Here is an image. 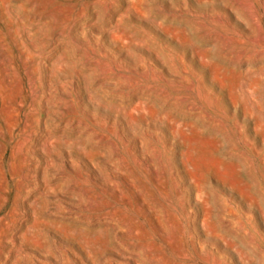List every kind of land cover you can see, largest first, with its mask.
Instances as JSON below:
<instances>
[{
    "label": "rangeland",
    "instance_id": "obj_1",
    "mask_svg": "<svg viewBox=\"0 0 264 264\" xmlns=\"http://www.w3.org/2000/svg\"><path fill=\"white\" fill-rule=\"evenodd\" d=\"M194 226L264 264V0H0V264H209Z\"/></svg>",
    "mask_w": 264,
    "mask_h": 264
},
{
    "label": "bare ground",
    "instance_id": "obj_2",
    "mask_svg": "<svg viewBox=\"0 0 264 264\" xmlns=\"http://www.w3.org/2000/svg\"><path fill=\"white\" fill-rule=\"evenodd\" d=\"M225 211H227V210H225ZM194 222H195V219H194ZM238 222H239V220H237V219L233 220V223H235V224L238 223ZM196 228H197L196 226H194L192 228V230H193L192 240H193V242H195V246H196L195 250L198 253H200L201 255H203V258L209 264H225L224 260L222 259V255L220 254V251H218L216 253L215 252H211V251H205V249H204L205 247L201 244V236H200V234H198ZM234 233H235L234 237L239 238L238 233L236 231H234ZM190 237H191V235H190ZM196 244H200L201 246L198 247ZM241 258L243 259L244 257H241ZM241 258H239V259H241Z\"/></svg>",
    "mask_w": 264,
    "mask_h": 264
}]
</instances>
